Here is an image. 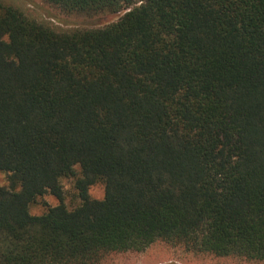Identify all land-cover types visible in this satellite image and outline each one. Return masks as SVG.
Instances as JSON below:
<instances>
[{
	"label": "trees",
	"instance_id": "trees-1",
	"mask_svg": "<svg viewBox=\"0 0 264 264\" xmlns=\"http://www.w3.org/2000/svg\"><path fill=\"white\" fill-rule=\"evenodd\" d=\"M48 1L125 11L57 32L0 2V264L156 241L264 260V0Z\"/></svg>",
	"mask_w": 264,
	"mask_h": 264
},
{
	"label": "rangeland",
	"instance_id": "rangeland-1",
	"mask_svg": "<svg viewBox=\"0 0 264 264\" xmlns=\"http://www.w3.org/2000/svg\"><path fill=\"white\" fill-rule=\"evenodd\" d=\"M3 5L12 6L29 19L35 20L57 32L94 29L104 27L116 21L125 10L116 12L102 11L88 13L85 11H68L48 0H0ZM75 171L80 175V167ZM63 202L68 209L80 203L74 188L73 177H62ZM8 185L7 175L0 171V186ZM94 199H102L104 185L96 182L88 189ZM58 200L51 194H44L29 205L33 215L43 213L48 206L56 205ZM97 264H264V260H246L236 256L216 257L209 253H201L184 249L181 245H171L156 241L142 251L111 252L104 255Z\"/></svg>",
	"mask_w": 264,
	"mask_h": 264
}]
</instances>
